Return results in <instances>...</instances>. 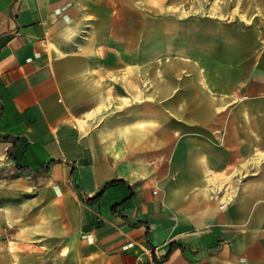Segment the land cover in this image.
Masks as SVG:
<instances>
[{
	"label": "crops",
	"instance_id": "1",
	"mask_svg": "<svg viewBox=\"0 0 264 264\" xmlns=\"http://www.w3.org/2000/svg\"><path fill=\"white\" fill-rule=\"evenodd\" d=\"M206 2L160 78L164 0H0V264H264V0Z\"/></svg>",
	"mask_w": 264,
	"mask_h": 264
},
{
	"label": "rangeland",
	"instance_id": "2",
	"mask_svg": "<svg viewBox=\"0 0 264 264\" xmlns=\"http://www.w3.org/2000/svg\"><path fill=\"white\" fill-rule=\"evenodd\" d=\"M164 3H168V10L171 12H174L175 21H174V33L172 35H160L158 37V46H159V53H158V59L160 61V67H159V77L166 76V72L164 67L161 64V61H168V60H178L184 56L183 52H177L176 50L173 51V49H181L183 47L184 43V37H183V19L184 17L188 16L189 13H199L202 11L203 13L206 12V0H164ZM201 8V9H200ZM207 13L213 14L214 12L212 10L207 11ZM106 43H118L117 37H105ZM151 37L150 36H143L140 39V42L146 46L151 44ZM154 40V38H153ZM145 58V57H144ZM145 70V69H144ZM148 72V69L146 70ZM176 75L181 74V71L179 68L176 69ZM149 80V77H148ZM229 183L230 181H226ZM236 186H240L243 184V179L241 175H239V179L236 181ZM217 194V193H216ZM226 195V194H225ZM224 195V196H225Z\"/></svg>",
	"mask_w": 264,
	"mask_h": 264
},
{
	"label": "trees",
	"instance_id": "3",
	"mask_svg": "<svg viewBox=\"0 0 264 264\" xmlns=\"http://www.w3.org/2000/svg\"><path fill=\"white\" fill-rule=\"evenodd\" d=\"M0 138H2V139H6V138H8V137H7V136H2V137L0 136ZM8 155H9V151H8ZM54 160H55V159H50L49 162L54 161ZM49 162H48V163H49ZM47 169H48V164H47L43 169H41L40 171H41V172H46ZM120 180H121V179H111V180L105 181V182L102 183V185L99 187V189H98V191L95 193V195H93L92 197H89V198L86 199L87 202H88V203H92V202H94L95 200L98 199V197H100V195L102 194V192L104 191V189H105L108 185H110V184L113 183V182L120 181ZM132 193H133V192L131 191L130 194H129L126 198H124L121 202L117 203V204L114 205L113 207L118 206V205L122 204L123 202L127 201L128 198L132 195Z\"/></svg>",
	"mask_w": 264,
	"mask_h": 264
}]
</instances>
